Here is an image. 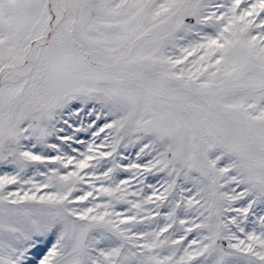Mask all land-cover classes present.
<instances>
[{"label":"snow or ice","instance_id":"obj_1","mask_svg":"<svg viewBox=\"0 0 264 264\" xmlns=\"http://www.w3.org/2000/svg\"><path fill=\"white\" fill-rule=\"evenodd\" d=\"M0 264H264V0H0Z\"/></svg>","mask_w":264,"mask_h":264}]
</instances>
